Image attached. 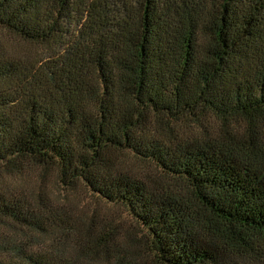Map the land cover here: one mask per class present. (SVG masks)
Wrapping results in <instances>:
<instances>
[{
	"label": "trees",
	"instance_id": "1",
	"mask_svg": "<svg viewBox=\"0 0 264 264\" xmlns=\"http://www.w3.org/2000/svg\"><path fill=\"white\" fill-rule=\"evenodd\" d=\"M0 264H264V0H0Z\"/></svg>",
	"mask_w": 264,
	"mask_h": 264
},
{
	"label": "rangeland",
	"instance_id": "2",
	"mask_svg": "<svg viewBox=\"0 0 264 264\" xmlns=\"http://www.w3.org/2000/svg\"><path fill=\"white\" fill-rule=\"evenodd\" d=\"M6 43L9 45L11 50L23 55H30L39 51H43L42 47H38L37 45L30 44L16 38L13 39L10 36L6 38ZM132 163L135 162L131 160V164ZM33 178V176L30 178L31 181ZM53 181L54 179L51 178L48 185L54 194L59 196V198L64 197V195L68 196V200L76 202H74V206L78 211H85L86 213L91 214L96 210L98 213L100 212L103 215L115 217L121 222V225L127 228L131 229L132 227H135V221L132 219V217L127 215L123 209L117 206L108 205L100 200L95 199L84 187L79 188L77 191L67 193L66 191H62L60 188H58ZM82 207H85V209Z\"/></svg>",
	"mask_w": 264,
	"mask_h": 264
}]
</instances>
